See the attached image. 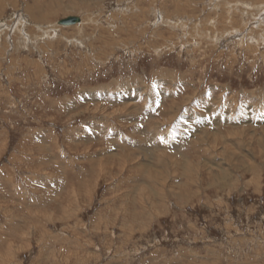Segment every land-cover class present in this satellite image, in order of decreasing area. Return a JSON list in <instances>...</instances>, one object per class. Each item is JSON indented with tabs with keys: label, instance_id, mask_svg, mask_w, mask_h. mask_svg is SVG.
Listing matches in <instances>:
<instances>
[{
	"label": "rangeland",
	"instance_id": "obj_1",
	"mask_svg": "<svg viewBox=\"0 0 264 264\" xmlns=\"http://www.w3.org/2000/svg\"><path fill=\"white\" fill-rule=\"evenodd\" d=\"M0 264H264V0H0Z\"/></svg>",
	"mask_w": 264,
	"mask_h": 264
},
{
	"label": "water",
	"instance_id": "obj_2",
	"mask_svg": "<svg viewBox=\"0 0 264 264\" xmlns=\"http://www.w3.org/2000/svg\"><path fill=\"white\" fill-rule=\"evenodd\" d=\"M81 19L79 17L75 18H67L60 21L61 26H74L78 23H80Z\"/></svg>",
	"mask_w": 264,
	"mask_h": 264
},
{
	"label": "bare ground",
	"instance_id": "obj_3",
	"mask_svg": "<svg viewBox=\"0 0 264 264\" xmlns=\"http://www.w3.org/2000/svg\"><path fill=\"white\" fill-rule=\"evenodd\" d=\"M70 18H75V17H70ZM163 75V74H162ZM176 104V103H175ZM175 108V107H174ZM154 148H156V147H154ZM154 150H156V149H154ZM191 182V181H190ZM193 183V182H192ZM159 193V192H158ZM163 197V196H162Z\"/></svg>",
	"mask_w": 264,
	"mask_h": 264
}]
</instances>
